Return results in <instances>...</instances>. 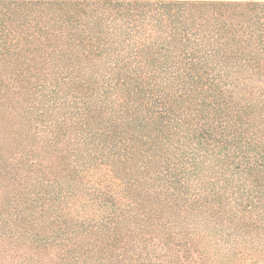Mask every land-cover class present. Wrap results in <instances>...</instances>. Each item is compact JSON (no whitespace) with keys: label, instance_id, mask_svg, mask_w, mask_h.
Instances as JSON below:
<instances>
[{"label":"trees","instance_id":"obj_1","mask_svg":"<svg viewBox=\"0 0 264 264\" xmlns=\"http://www.w3.org/2000/svg\"><path fill=\"white\" fill-rule=\"evenodd\" d=\"M0 264H264V0H0Z\"/></svg>","mask_w":264,"mask_h":264}]
</instances>
